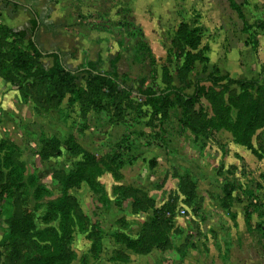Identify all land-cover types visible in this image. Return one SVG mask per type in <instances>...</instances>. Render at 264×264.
<instances>
[{"label": "rangeland", "instance_id": "obj_1", "mask_svg": "<svg viewBox=\"0 0 264 264\" xmlns=\"http://www.w3.org/2000/svg\"><path fill=\"white\" fill-rule=\"evenodd\" d=\"M26 1L43 49L73 67L101 57L103 71L120 54L119 77L135 89L185 83L192 93L211 72L260 79L264 69V0ZM0 12L15 29L33 18L3 1ZM207 86L161 122L138 99L119 119L70 92L50 95L46 83L24 92L0 77V240L25 216L22 260L32 264L54 247L66 264H264V128L252 145L232 128L258 95Z\"/></svg>", "mask_w": 264, "mask_h": 264}, {"label": "trees", "instance_id": "obj_2", "mask_svg": "<svg viewBox=\"0 0 264 264\" xmlns=\"http://www.w3.org/2000/svg\"><path fill=\"white\" fill-rule=\"evenodd\" d=\"M0 1L12 4L14 7L24 6L15 0ZM30 10L33 18L29 21V26L15 29L0 22V77L17 85L22 91L27 92L29 84L46 83L53 88L50 95L60 98L70 92L73 101L80 102L82 105L85 103L88 105L90 102L96 107H107L111 114L119 115V119L123 115L125 105L138 99L140 105L151 108L163 122L168 117L170 106L183 107L185 103L194 105L209 95L207 86L209 83L211 87L217 88L223 93H230L235 87L241 92L243 98L251 97L250 90L255 91L258 95L252 105L251 103L243 105L245 111L248 112L246 121L242 125L240 122H236L232 126L238 142L252 145L251 136L258 129L264 128V111L258 115L261 105L264 106V83H261L264 69L260 79H230L229 75L211 72L205 77L196 79L192 85V93L187 91L191 85L185 83L181 85L169 84L164 88H152L142 84L135 89L128 86L119 77L120 54L110 60V69L103 71L101 67L104 61L101 57L95 61L88 60L73 67L67 62L68 56L61 51L43 49L36 39L41 26L40 16L31 7ZM191 35L193 36V33ZM182 38L186 41L194 39L189 36V33L182 35ZM45 58L51 59L50 65L42 63V59ZM84 78H87V87H78L79 81ZM257 146L262 151L260 153L264 155V132L258 134ZM6 161L7 164H12L14 158L8 156ZM81 179L82 177L78 176L75 181ZM72 209L75 211L74 207ZM250 219L251 217L248 215V220ZM29 223L28 217L25 216L13 217L10 220L7 231L0 240V248L8 249L7 253L0 251V264H32L30 259L22 260L23 242L29 229ZM143 243L142 240L141 245ZM64 248L66 249L65 246ZM44 264H66L62 247H54V251H50Z\"/></svg>", "mask_w": 264, "mask_h": 264}, {"label": "crops", "instance_id": "obj_3", "mask_svg": "<svg viewBox=\"0 0 264 264\" xmlns=\"http://www.w3.org/2000/svg\"><path fill=\"white\" fill-rule=\"evenodd\" d=\"M15 1H18V2H20V3H22L24 6H20V7H23V8H25V9H27V12L30 14V15H27L28 16V19H30L33 15H32V12H31V10H30V7H31V9H33V7L31 6V3H30V1H22V0H15ZM33 10H35V9H33ZM36 11V10H35Z\"/></svg>", "mask_w": 264, "mask_h": 264}]
</instances>
